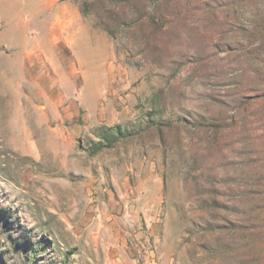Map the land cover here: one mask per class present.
I'll use <instances>...</instances> for the list:
<instances>
[{
  "label": "rangeland",
  "instance_id": "rangeland-1",
  "mask_svg": "<svg viewBox=\"0 0 264 264\" xmlns=\"http://www.w3.org/2000/svg\"><path fill=\"white\" fill-rule=\"evenodd\" d=\"M204 1L224 32L197 0H0V264H264L258 6Z\"/></svg>",
  "mask_w": 264,
  "mask_h": 264
},
{
  "label": "trees",
  "instance_id": "trees-1",
  "mask_svg": "<svg viewBox=\"0 0 264 264\" xmlns=\"http://www.w3.org/2000/svg\"><path fill=\"white\" fill-rule=\"evenodd\" d=\"M149 2V0H147ZM151 2L147 3L146 5H142L141 9H138L135 7L133 8L132 12L137 14V19L146 18V15H148V10L153 11L157 6L153 7L154 0H150ZM237 2L241 5H245L246 3L253 4L256 8L258 6V11L251 13L249 16L250 20L247 27V33L246 37L250 41V45L254 46V50L260 53L261 55L264 54V0H233L232 3ZM227 3V2H226ZM229 3V2H228ZM196 9L194 12V18L197 21L198 24V30L199 32H208L215 31L217 33L224 32L225 23L218 14L217 10L212 8V5L207 1H201L197 0L196 2ZM141 10V11H140ZM190 11L189 7H186V2L183 3V5L179 6L176 9L177 15H184L188 14ZM193 16V14H192ZM148 19V18H147ZM150 20L152 23H154L155 17H150ZM264 96V94H263ZM247 97L243 96L239 100L238 107L245 108V105H247ZM251 105V104H250ZM214 127L211 124L207 125V128ZM116 135H110V136H104L103 140L107 142V146H103L101 144L94 146L96 151H100L107 147H112L120 141L122 138H124L128 133L124 134L121 132L120 129H117L115 132Z\"/></svg>",
  "mask_w": 264,
  "mask_h": 264
}]
</instances>
